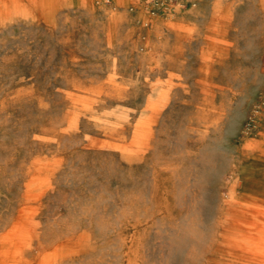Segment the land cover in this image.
<instances>
[{
    "label": "rangeland",
    "instance_id": "obj_1",
    "mask_svg": "<svg viewBox=\"0 0 264 264\" xmlns=\"http://www.w3.org/2000/svg\"><path fill=\"white\" fill-rule=\"evenodd\" d=\"M0 0V264H264V0Z\"/></svg>",
    "mask_w": 264,
    "mask_h": 264
},
{
    "label": "bare ground",
    "instance_id": "obj_2",
    "mask_svg": "<svg viewBox=\"0 0 264 264\" xmlns=\"http://www.w3.org/2000/svg\"><path fill=\"white\" fill-rule=\"evenodd\" d=\"M167 3V0H149L148 5H151V12L157 13L161 12L164 9V5Z\"/></svg>",
    "mask_w": 264,
    "mask_h": 264
}]
</instances>
